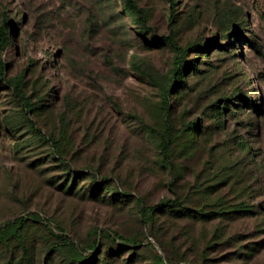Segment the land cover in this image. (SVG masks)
I'll list each match as a JSON object with an SVG mask.
<instances>
[{
	"label": "rangeland",
	"instance_id": "obj_1",
	"mask_svg": "<svg viewBox=\"0 0 264 264\" xmlns=\"http://www.w3.org/2000/svg\"><path fill=\"white\" fill-rule=\"evenodd\" d=\"M130 1L0 0V264H264V0Z\"/></svg>",
	"mask_w": 264,
	"mask_h": 264
},
{
	"label": "trees",
	"instance_id": "obj_2",
	"mask_svg": "<svg viewBox=\"0 0 264 264\" xmlns=\"http://www.w3.org/2000/svg\"><path fill=\"white\" fill-rule=\"evenodd\" d=\"M125 7L127 10L129 11H133L135 14H137L138 20H141V16H140V12L136 11L134 4L131 3L130 0H125ZM5 28L2 26L0 27V51L2 50L3 44L5 42ZM206 48L205 45H192L189 46L188 49L189 50H196V49H200L201 51H204V49ZM173 49L175 50V57H174V61H173V71L171 74V78L169 80L168 85L166 86L165 89H163L162 91V102L163 105L165 107V109L167 110L168 108V103H167V98L169 95V92L172 90V84H174L177 81H181L183 78V71H182V60L181 57L183 55V53L185 51H187L188 49H184V50H180L177 46H173ZM202 53H206V52H202ZM191 70L193 69L192 67L190 68ZM3 78V66L0 65V79ZM18 87L19 86H15V90L18 91ZM22 109L24 112L29 113L30 111H32L31 106L27 103H22ZM192 127L195 125V121L191 123ZM163 148V146H161ZM160 147V148H161ZM103 182L106 181L105 178H102ZM173 207H178V205H176V202L174 200L172 201H164V202H160L157 205H154L152 207L146 208V209H141L139 211V217L141 218V221H143L144 223L148 222L150 219V215L153 214L154 212L157 211H161V209H165V208H173ZM203 214H201L200 216H202ZM18 221H23V219H19ZM94 235H95V239L96 237L100 236V235H106V233H103L102 231H98L95 230L94 231ZM109 238L113 241V242H119L121 243V239L116 235V234H111L109 236ZM93 240L91 245L89 246V249L91 250V255H89L86 259L83 258L87 255L83 256V253L77 249H73L72 250V256L74 257L75 261L78 264H91L92 260H93V254L95 252V246H96V240ZM132 247H136V244H133ZM159 264H162L160 262V260H158Z\"/></svg>",
	"mask_w": 264,
	"mask_h": 264
}]
</instances>
